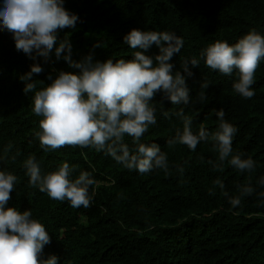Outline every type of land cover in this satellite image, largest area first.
<instances>
[{
    "label": "trees",
    "instance_id": "trees-1",
    "mask_svg": "<svg viewBox=\"0 0 264 264\" xmlns=\"http://www.w3.org/2000/svg\"><path fill=\"white\" fill-rule=\"evenodd\" d=\"M64 7L79 17L75 28L57 32L58 41L66 35L71 41L74 60L89 53L94 61L131 59L134 50L123 42L130 30L169 31L184 40L172 59L174 71H183L184 59H199L201 50L216 40L234 44L253 30L264 35V0H64ZM97 43L102 46L94 47ZM157 52L153 45L146 54ZM50 56L48 61L33 60L17 51L10 33L0 31V170L17 176L6 207L29 209L45 226L51 242L43 258L55 255L58 264H264V185L259 183L264 177V60L255 73L252 98L234 91L235 71L224 76L202 59L186 78L189 104L172 105L157 93L150 102L157 122L140 142L158 144L167 155L168 170L141 174L93 148H41L35 133L42 117L33 113V93L23 91L20 76L34 63L44 71L33 79L44 84L50 83L49 74L79 71L63 58L57 60L54 50ZM203 81L209 87L200 101ZM181 109L192 118L194 134L201 126L215 131L216 112L222 109L225 120L237 129L232 154L254 160V171L240 172L228 163L231 157L214 169L209 161L218 164L219 153L211 141H201L195 151L179 143L169 146L167 141L183 129L175 115ZM125 142L135 148L131 137ZM29 156L35 157L42 174L65 162L74 167L70 179L88 172L96 181L89 188L92 206L73 208L30 186L23 166ZM218 179L227 197L215 185ZM244 186H251L253 193L241 196ZM229 197H239L241 203L233 207Z\"/></svg>",
    "mask_w": 264,
    "mask_h": 264
},
{
    "label": "clouds",
    "instance_id": "clouds-1",
    "mask_svg": "<svg viewBox=\"0 0 264 264\" xmlns=\"http://www.w3.org/2000/svg\"><path fill=\"white\" fill-rule=\"evenodd\" d=\"M79 17L64 7V0H3L0 6V31H7L14 39L17 51L23 52L33 60L43 57L48 61L55 52L57 60L63 58L69 67L78 72L60 70L55 77L48 76L50 83L33 79L44 69L34 63L30 71L20 76L25 86L23 91L33 93L32 111L39 120V131L35 133L41 148L55 151L62 147L93 148L104 152L117 163L129 170L143 174L154 168L168 170L167 155L156 143H141V137L148 131L149 125L156 124L155 108L151 106L157 93H162L172 105L190 103V89L186 78L194 75L192 68L199 67L200 60L207 68L230 76L235 71L238 80L233 84L234 91L243 98H252L255 93V73L264 60V35L255 30L243 35L230 44L216 40L208 44L199 54V59H184L181 70H175L172 59L184 45L182 37L169 31L130 30L123 38L132 52L131 59L112 58L101 62L93 59L89 53L80 60L72 58V44L67 35L59 39L57 32L64 28H75ZM158 48L154 55L146 54L152 46ZM97 43L94 47H101ZM38 84L41 87L38 88ZM209 87L207 81L200 84L198 99L204 101V90ZM182 122L183 129H177L175 137L167 141L168 145L179 143L195 151L201 141L213 142L219 153V168L228 159V163L240 172L251 173L255 161L232 154V139L237 129L225 120L224 111L217 110L219 119L215 131L203 126L194 134L192 118L184 114L183 109L175 113ZM168 117L169 113L164 112ZM125 137H131L134 149H130ZM11 145L5 148L10 151ZM12 160L16 156L11 157ZM28 183L38 187L41 192L54 200L68 201L73 208H89L93 195L89 188L96 181L86 171L77 178L70 179L74 167L65 162L56 170L41 173L35 157L24 161ZM17 176L9 171L0 170V264H58V257L50 255L43 258L45 245L51 242L45 226L34 219L31 210L19 211L15 207H6L15 190ZM224 196V184L215 182ZM264 185V177L259 180ZM241 196L251 195L254 189L244 186L239 189ZM209 194L214 192L210 189ZM233 207L241 203L239 197H229Z\"/></svg>",
    "mask_w": 264,
    "mask_h": 264
}]
</instances>
